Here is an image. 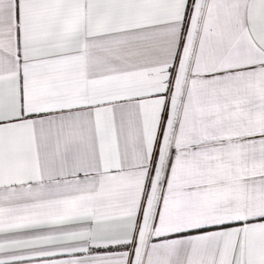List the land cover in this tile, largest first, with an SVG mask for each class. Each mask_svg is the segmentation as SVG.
<instances>
[{
    "label": "snow or ice",
    "instance_id": "snow-or-ice-1",
    "mask_svg": "<svg viewBox=\"0 0 264 264\" xmlns=\"http://www.w3.org/2000/svg\"><path fill=\"white\" fill-rule=\"evenodd\" d=\"M0 264H264V0H0Z\"/></svg>",
    "mask_w": 264,
    "mask_h": 264
}]
</instances>
